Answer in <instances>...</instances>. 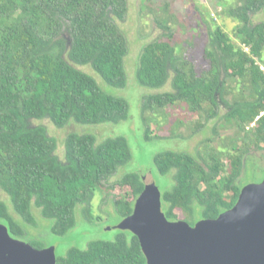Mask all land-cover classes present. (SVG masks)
Listing matches in <instances>:
<instances>
[{
    "label": "trees",
    "instance_id": "16d2710c",
    "mask_svg": "<svg viewBox=\"0 0 264 264\" xmlns=\"http://www.w3.org/2000/svg\"><path fill=\"white\" fill-rule=\"evenodd\" d=\"M263 9L264 0H237L226 9L238 21L235 41L213 19L209 22L198 6L203 21L213 23L203 51L208 65L201 69L178 53L169 24L177 19L168 4L157 19L169 31L167 38L143 46L137 82L160 89L170 81L172 87L143 98L144 120L149 119L147 112L185 104L189 112L217 120L214 136L217 126L233 130L230 136L220 137L217 147L211 145L214 136L208 137L196 155L174 150L154 155L159 174L175 180L161 192L170 221L193 226L199 216L215 219L231 209L244 187L242 175L249 159H256L251 153L264 152V21L252 20ZM127 11L128 0H0V189L27 226L36 225L35 206L52 220V233L68 234L77 225L78 206H90L98 189L133 158L125 136L98 142L93 134L71 132L61 161L57 139L46 126L32 123L48 119L63 129L73 122L116 124L129 117L125 98L104 91L92 74L78 68L90 67L113 87L127 85L128 40L117 22L125 19ZM230 84L239 91L227 102L225 96L235 91ZM219 99L228 107L223 115L218 112ZM206 128L200 123L196 129ZM142 178L132 172L118 182L126 192L113 203L123 219L133 213L144 190ZM177 210L186 218L180 220ZM0 223L14 238L28 236L1 199ZM29 243L43 249L37 239ZM57 264H146V258L138 237L118 230L113 240H93L86 249L71 247L65 256H57Z\"/></svg>",
    "mask_w": 264,
    "mask_h": 264
},
{
    "label": "rangeland",
    "instance_id": "374dc122",
    "mask_svg": "<svg viewBox=\"0 0 264 264\" xmlns=\"http://www.w3.org/2000/svg\"><path fill=\"white\" fill-rule=\"evenodd\" d=\"M236 2L237 0H128V11L125 19L117 21L126 33L128 40L129 52L125 57L127 85L124 88L113 87L104 82L90 67L79 66L78 68L92 74L104 91L125 98L130 104L129 117L116 124L82 125L73 122L63 129L57 128L48 119L32 120V123L33 125L46 126L49 135L57 139L56 154L61 161H65V140L71 132L93 134L98 142L110 137L125 136L130 142L133 158L121 166L101 189H98L90 206H78L77 225L64 236L52 233V220L44 218L35 206L32 207V213L36 218V225H25L14 211L8 195L0 189V199L6 202L9 212L28 231L27 237H18V239L28 243L31 239H37L43 248L54 250L59 257L65 256L71 247L86 249L88 243L93 240H113L119 230L115 227L123 219L116 210L113 201L119 193L126 192L120 190L118 183L124 175L138 172L141 176H145L151 173L162 193L172 187L175 182L174 177L159 174L154 164V155L166 150L185 151L196 155L197 152L203 151L207 145L206 139L214 136L212 128L217 124V120L207 121L200 115L189 112L185 104L170 106L164 110H157L155 113L147 112L145 117L149 119L144 120L141 110L143 98L155 92L172 91V87L170 81L160 89L141 86L137 82L136 72L140 54L146 43L157 38H167L165 34L169 31L161 28L157 19L163 16L162 9L165 4H168L171 14L177 19L176 23L171 21L169 24L174 33L173 39L178 53L192 62L198 69H201L208 65L203 51L208 44V33L213 31V23L222 26L235 40L233 32L238 21L228 16L226 9L235 5ZM198 6L209 22L214 20L213 23L209 24L203 21L201 14L196 11ZM252 20L254 22L264 21V9L261 13L252 15ZM230 85L234 90L237 88L236 84ZM238 91L236 89L234 94L225 96L227 102H232ZM227 110V105L219 99L218 112L223 115ZM200 123H205L207 128L197 131L196 128ZM148 129L150 132L147 131ZM231 134H233L231 128L217 126V135L214 136L215 139L211 145L217 147L220 144L219 139ZM146 135L150 136V139H147ZM251 155L256 159H249L247 173L242 175V186L250 183L257 184L264 179V152H252ZM224 161L226 167H229L230 161L226 158ZM176 213L180 220L186 218L184 212L177 210ZM198 218L201 220L200 216Z\"/></svg>",
    "mask_w": 264,
    "mask_h": 264
},
{
    "label": "water",
    "instance_id": "95a60500",
    "mask_svg": "<svg viewBox=\"0 0 264 264\" xmlns=\"http://www.w3.org/2000/svg\"><path fill=\"white\" fill-rule=\"evenodd\" d=\"M133 213L115 228L139 239L146 264H264V179L245 185L236 204L191 226L167 219L151 173ZM0 264H57L56 252L11 236L0 223Z\"/></svg>",
    "mask_w": 264,
    "mask_h": 264
}]
</instances>
